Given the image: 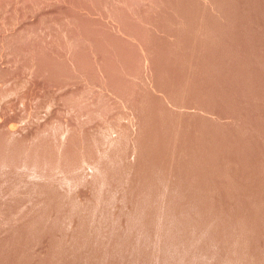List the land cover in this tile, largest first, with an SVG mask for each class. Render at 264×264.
I'll list each match as a JSON object with an SVG mask.
<instances>
[{
	"label": "rangeland",
	"instance_id": "1",
	"mask_svg": "<svg viewBox=\"0 0 264 264\" xmlns=\"http://www.w3.org/2000/svg\"><path fill=\"white\" fill-rule=\"evenodd\" d=\"M0 264H264V0H0Z\"/></svg>",
	"mask_w": 264,
	"mask_h": 264
},
{
	"label": "bare ground",
	"instance_id": "2",
	"mask_svg": "<svg viewBox=\"0 0 264 264\" xmlns=\"http://www.w3.org/2000/svg\"><path fill=\"white\" fill-rule=\"evenodd\" d=\"M7 93V92H6ZM14 93V92H13ZM10 95V94H9ZM11 96V95H10Z\"/></svg>",
	"mask_w": 264,
	"mask_h": 264
}]
</instances>
